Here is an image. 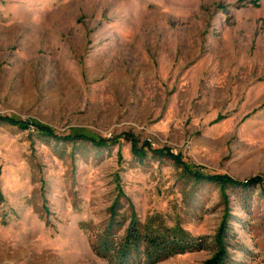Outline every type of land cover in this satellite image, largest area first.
Segmentation results:
<instances>
[{"label":"rangeland","instance_id":"1","mask_svg":"<svg viewBox=\"0 0 264 264\" xmlns=\"http://www.w3.org/2000/svg\"><path fill=\"white\" fill-rule=\"evenodd\" d=\"M115 203L264 264V0H0V264H109Z\"/></svg>","mask_w":264,"mask_h":264},{"label":"trees","instance_id":"2","mask_svg":"<svg viewBox=\"0 0 264 264\" xmlns=\"http://www.w3.org/2000/svg\"><path fill=\"white\" fill-rule=\"evenodd\" d=\"M133 146L136 147V143ZM186 168L194 174L187 165ZM194 176L220 186L224 192L230 188L232 192L242 196L245 207L253 193L251 188L258 184L257 180L242 182L225 175L212 177L195 172ZM116 207L117 203L112 206L109 223L91 235L93 251L109 264H157L175 254L203 250L213 251L212 256L203 264H233V250H245L240 245L227 214L215 235L196 237L179 227L142 222L133 213L126 225Z\"/></svg>","mask_w":264,"mask_h":264}]
</instances>
